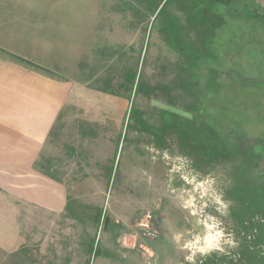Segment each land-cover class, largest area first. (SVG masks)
Masks as SVG:
<instances>
[{
	"label": "rangeland",
	"instance_id": "obj_1",
	"mask_svg": "<svg viewBox=\"0 0 264 264\" xmlns=\"http://www.w3.org/2000/svg\"><path fill=\"white\" fill-rule=\"evenodd\" d=\"M67 1L71 61L32 53L75 82L40 161L66 191L0 194V264H264V0Z\"/></svg>",
	"mask_w": 264,
	"mask_h": 264
},
{
	"label": "crops",
	"instance_id": "obj_2",
	"mask_svg": "<svg viewBox=\"0 0 264 264\" xmlns=\"http://www.w3.org/2000/svg\"><path fill=\"white\" fill-rule=\"evenodd\" d=\"M17 1L0 0V194L57 211L66 190L42 174L40 161L46 142L71 102L75 82L58 80L54 70L47 69L51 71L48 74L22 60L40 65L34 60L40 57L32 53L37 49L33 46L44 37L45 42L50 36L65 38L64 57L69 49L78 50L77 44L86 36L78 34L75 25L86 17L82 15L81 21L66 19L70 15L67 0L48 7H40L37 0H23L25 4ZM50 23L58 29L52 30L47 26ZM63 72L67 73L65 69Z\"/></svg>",
	"mask_w": 264,
	"mask_h": 264
},
{
	"label": "clouds",
	"instance_id": "obj_3",
	"mask_svg": "<svg viewBox=\"0 0 264 264\" xmlns=\"http://www.w3.org/2000/svg\"><path fill=\"white\" fill-rule=\"evenodd\" d=\"M224 207L226 208L227 204H225ZM217 235L218 236L222 235V232L217 233ZM176 239L179 240V236H177ZM228 242L231 243V241H228ZM186 247H190L193 249L192 254L185 257V259L187 261L192 262V264H195L194 257H195L196 252H199L200 254L205 255V254L210 253L214 248H219L220 251H223V248H220L218 243H212L210 241H206L205 246H202V247L197 248L194 245H186Z\"/></svg>",
	"mask_w": 264,
	"mask_h": 264
},
{
	"label": "trees",
	"instance_id": "obj_4",
	"mask_svg": "<svg viewBox=\"0 0 264 264\" xmlns=\"http://www.w3.org/2000/svg\"><path fill=\"white\" fill-rule=\"evenodd\" d=\"M20 60H22V59H20ZM22 61L26 62L27 64H29V65H31V66H33V67H39L38 65H36V64H34V63H32V62L26 60V59H24V60H22ZM46 71H47V70H46Z\"/></svg>",
	"mask_w": 264,
	"mask_h": 264
}]
</instances>
